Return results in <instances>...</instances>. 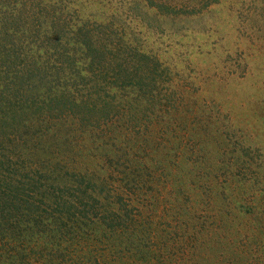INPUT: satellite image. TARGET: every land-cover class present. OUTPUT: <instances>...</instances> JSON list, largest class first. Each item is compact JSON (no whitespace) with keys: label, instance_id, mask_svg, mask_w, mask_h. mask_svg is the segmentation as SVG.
<instances>
[{"label":"rangeland","instance_id":"obj_1","mask_svg":"<svg viewBox=\"0 0 264 264\" xmlns=\"http://www.w3.org/2000/svg\"><path fill=\"white\" fill-rule=\"evenodd\" d=\"M262 1L217 0L202 8V0H33L25 16L16 18L30 32L15 34L14 46L6 37L0 41L5 53L18 48L16 55H32L27 62L34 76L43 73L49 79V70L58 73L48 83L54 89H67L71 73L80 72L85 81L79 82L90 87L92 101L100 95L109 103L112 124L106 134L95 136V111L83 115V124L67 119L58 132L61 148L55 152L68 171L101 179L111 189L143 181L137 185L140 194L128 191L126 200L149 213L144 224L154 233L149 242L141 222L138 236L130 240L148 245L154 256L146 262L115 249L109 264H264V190L251 180H259L257 170L264 174V51L251 30L262 25L254 6ZM180 6L185 12L176 11ZM192 7L200 10L188 13ZM9 10L0 3L1 14ZM60 17L68 25L85 24L91 40L104 46L101 50L112 61L101 66L93 53L85 54L91 51L85 46L89 42L70 35L53 54L51 70L47 43L42 49L34 42L43 38L46 23ZM22 28L27 30L13 26L16 32ZM136 53L158 63V89L165 93L156 113L136 110L145 107L143 92L129 77L116 74L120 65L128 72L140 66ZM3 62L0 56V86ZM101 68L102 74L95 75ZM31 79L35 82L36 77ZM78 89L79 98L89 94L85 87ZM176 124L184 135L181 140L170 135L169 125ZM90 126L94 131L89 132ZM101 153L111 160L104 161ZM228 173L234 178L244 174L249 182L237 189V177L228 190L223 180ZM212 175L219 180L209 196ZM190 189L192 198L186 199ZM80 245L83 261L92 259L95 243Z\"/></svg>","mask_w":264,"mask_h":264},{"label":"trees","instance_id":"obj_2","mask_svg":"<svg viewBox=\"0 0 264 264\" xmlns=\"http://www.w3.org/2000/svg\"><path fill=\"white\" fill-rule=\"evenodd\" d=\"M4 1L6 2L0 0V3L10 10L5 14L0 13V35H3L0 41L6 37L11 43L9 45H12L15 42V34L30 32L29 28L20 24L22 21L16 18L25 16L23 13L29 9L33 0ZM202 1L204 2L202 8H205L217 0ZM185 4L200 3L186 1ZM263 4V1L254 4L260 10L258 17H261L262 23L256 29L262 30H264ZM173 9L172 7V11L175 12ZM180 10L185 12L186 7L180 6V9H176ZM199 10L192 7V10L187 12L194 13ZM15 25H23L27 30L24 31L22 28L16 32L13 30ZM43 28V38L35 37L36 42L31 39L34 45L37 44V48L43 49L44 41L47 43L49 51L46 52L51 55V63L49 62L51 70L53 68L55 70L52 63L53 54L63 46L61 43L65 37L70 35L84 37L82 39L89 42H85V46L91 50L85 54L93 53L95 59L102 62L101 66L104 60L107 64L112 61L101 50L104 46L97 47L91 40L92 32L88 33L85 24L68 25L60 17L57 21L46 23ZM254 29L251 30L262 42L264 51V32L258 33ZM78 46L82 47L81 44ZM16 49L17 51L10 53L0 49V56L4 60L2 63L4 78L1 79L3 88L0 89V264H109L114 260L115 249L123 253L127 251L147 262L148 257L154 256L152 251L146 249L148 245L142 246L135 241L133 243L130 238L135 235L138 223L143 222L145 225L144 219L149 213L144 211L139 203L135 206L130 199L126 200L128 191L134 193L139 191L140 194L141 188L137 185L141 186L143 181L137 184L133 181L132 185H119V188L111 189L105 187L101 179L92 181L88 175L68 171L55 159V152L61 148L58 132L64 127L67 119H70V122L78 119L83 124L85 122L83 115L95 111V136L101 137L107 133L108 127L112 124L108 111L109 103L102 101L100 95H95V102L92 101L94 97L91 96L90 87L87 83L86 86H81L79 82L85 81V75L80 72L71 73L72 80L68 81L67 89L65 87L63 90L54 89L48 83L53 81L54 77L58 78L59 74L53 75L49 70L45 75L53 76L52 78L46 79L47 77L42 76L43 73L34 76L32 66L27 62L28 57L31 58L32 55H29V52L25 57L16 55L18 48ZM85 49L86 47L82 51ZM136 58L140 66H135L134 72H128L120 65L116 74L129 77L143 92L145 107L136 110L143 112L146 108L156 113L157 104L163 105L160 98L165 93L161 94V90L158 89L160 75L155 72L158 63L145 54L136 53ZM99 73L102 74V68L96 69L95 75ZM35 77L34 82L31 78ZM10 83L12 88L8 87ZM78 87H85L84 91L89 94L79 98L76 93ZM144 116L147 118L149 114ZM179 121L186 122L182 118H179ZM177 125H169L170 135L181 140L184 135L176 128ZM70 128L72 129V125ZM187 129L188 127L185 132H188ZM91 131L94 130L90 126L89 132ZM101 154L104 161L111 160L108 155ZM143 165L149 168L146 162H143ZM246 168L251 170V167ZM61 170L63 171L60 174ZM239 172H242L241 169ZM261 174L263 173H259V170L255 171L254 176L259 180L253 178L251 180L259 183L260 188L264 190V174L262 176ZM122 175V178H126L123 172ZM237 177L239 176L235 175V178ZM141 178L143 177L136 180ZM235 178L230 173L223 178L228 190L229 183ZM239 178L240 187L237 189H243L249 178L244 177V174ZM218 180L217 176L212 175L209 182L211 185L207 183L210 186V190L206 188L209 196L213 195L212 190ZM184 195L186 199H191L192 190ZM144 201L145 199H142L141 204ZM145 209L148 210L147 207ZM142 230L150 242L154 231L147 226ZM123 242L128 245L124 246ZM81 243L85 246L95 243V254L92 253V259L86 262L83 261L85 254L79 253L77 249Z\"/></svg>","mask_w":264,"mask_h":264}]
</instances>
